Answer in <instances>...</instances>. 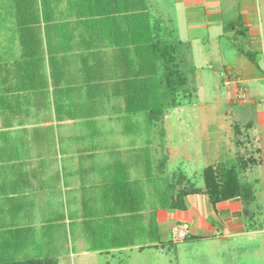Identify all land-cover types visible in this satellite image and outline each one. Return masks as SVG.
Returning <instances> with one entry per match:
<instances>
[{"label":"crops","instance_id":"0c3cea01","mask_svg":"<svg viewBox=\"0 0 264 264\" xmlns=\"http://www.w3.org/2000/svg\"><path fill=\"white\" fill-rule=\"evenodd\" d=\"M124 1L143 2L152 36L171 44L174 52L188 45L189 49L179 53L188 54L195 70L203 72L205 64L220 61L216 66L219 73L214 74L221 79L220 71L226 69L238 90L252 97L251 102L262 101L258 106L264 112V0H52L58 5L53 22H67V29H50L49 44L43 28L37 31L34 56L23 55L10 13L13 0H4L0 3V54H4L0 56V145L8 149L0 165L6 160L3 165L18 168L0 174V241H24L18 253L21 259L44 257L52 245L44 242V237L53 241L54 236L48 237L42 230L51 221L67 224L71 240H79L74 245L84 254L94 251L115 257L126 249L139 248L91 250L84 227L87 205H93V195H98L102 183L112 175L113 166L119 161L126 167L135 165V153L123 157L114 144H100L104 135L134 133L127 130V123L133 125V121L125 115L126 85L118 78L123 77V69L135 68V47L122 49L104 40L126 37L129 31L113 25L101 29L95 23L99 18L80 16L76 8L66 9L88 3L100 8L117 6ZM93 21L95 25H89ZM112 22L115 25L118 19ZM10 24L18 45L13 50H9L11 41H5ZM199 25L206 29L205 36L186 35L187 29ZM221 37L229 42H221ZM225 46L231 49V58L225 57ZM207 53H211V61ZM9 87L13 89L7 91ZM128 149L134 152L135 144ZM100 150L108 158H100ZM56 175L58 187L45 189L44 182ZM260 192L264 195L258 190V197ZM250 194L242 200L210 205L205 201L199 208L187 205L185 210H159L158 227L172 218L176 223L172 228L187 224L190 239L195 237L198 243H210L211 247L227 246L228 255L231 251L248 252L250 257L243 258L252 260L251 251L264 253V206L257 205ZM158 245L165 244L160 241ZM8 248L11 250V245ZM218 250L224 253L226 248Z\"/></svg>","mask_w":264,"mask_h":264},{"label":"rangeland","instance_id":"374dc122","mask_svg":"<svg viewBox=\"0 0 264 264\" xmlns=\"http://www.w3.org/2000/svg\"><path fill=\"white\" fill-rule=\"evenodd\" d=\"M3 2L4 0H0V3ZM11 18H15V15L11 14ZM8 28L6 30L11 32H8L9 38L5 41H11L8 43L11 46L9 50H13L14 46L18 45L14 41L12 24ZM205 30L199 25L196 29L190 31L187 29L186 35L190 36L194 33L205 36ZM183 40L187 42V37ZM220 41L228 43L229 39L221 37ZM179 47L177 49L180 50L175 52V56L186 77V84L176 92L175 104L165 108L163 113L150 123H146L142 114L134 113L132 117V113L126 112L127 119L133 121V128L136 124L140 131L135 133L134 130L133 134L116 132L108 138L104 135L100 144H114L115 149L123 157L135 153V150L133 152L132 149H128L132 142L139 149L147 148L153 162V175L166 176L175 192L186 189L188 191L186 204L193 208H199L200 205L202 207L205 201H208V205L211 204L205 193L203 169L208 165L215 166L219 161L223 165L234 163L241 182L251 188L250 195L254 194L256 198L254 202L264 206V203L262 205L264 195L260 192L261 196L258 197L257 194L258 190L264 191V112L258 106L262 101L251 102L252 97L244 94L242 89L238 90L233 84V78L229 77L231 73H227L226 69L220 71L222 76L221 79L218 78L219 71L216 66H220V61H213L208 65L204 63L203 72L201 69L191 70L188 67L193 66V61L189 59L188 54H180L185 49H189V46ZM224 51L227 52L225 57L231 58L229 54L231 49L225 46ZM210 54L207 53L209 61L212 58ZM213 71H216L217 75ZM116 128L117 130L121 128L119 122L116 123ZM7 149L6 145H0V158H5ZM103 153L104 151L100 150L98 156L101 155L100 158L103 159L108 158ZM5 162L6 160H2L0 174L10 172V168H18L3 165ZM127 167L132 179L137 177L145 179L144 168L140 163L132 166L129 164ZM56 177L57 175L52 180L44 182L45 189L58 187ZM146 191H151V187L147 185ZM175 224L172 218L163 220L159 224L160 241L165 245L157 248L149 246L126 249L125 253L110 257L94 251L84 254L82 248L74 245V242L79 240H71L72 233L70 234L69 226L54 224L51 221L42 231L48 237L54 236L53 241H46L44 237V242L48 244L51 242L52 245L45 250L44 257L36 259L47 264H264L262 251L261 253L251 251L252 260L245 261L243 257H250L245 251L243 254V251L241 253L231 251L228 255L227 246L212 245L211 247L210 243L202 245L195 240V237L173 239L172 227ZM78 237L83 239L81 234ZM56 239L58 241H55ZM239 241L242 239L239 238ZM222 248L223 250L226 248L224 253L218 250Z\"/></svg>","mask_w":264,"mask_h":264},{"label":"trees","instance_id":"16d2710c","mask_svg":"<svg viewBox=\"0 0 264 264\" xmlns=\"http://www.w3.org/2000/svg\"><path fill=\"white\" fill-rule=\"evenodd\" d=\"M57 8V2L52 0H13L10 13L15 15L14 24L20 34L24 56H34L33 43L37 31L43 28L49 44L50 29H67V22L61 25L58 21L53 22ZM74 8L79 10L80 16L99 18L93 23H97L101 29L113 25L130 32L122 38H104L118 48L135 47V68L123 69V77L118 78L123 79L126 85L125 112L142 114L146 123H150L165 108L175 104V94L186 84V77L179 67L173 46L152 36L143 2L136 5L134 1H124L117 6L112 4L101 8L93 3L66 7L68 10ZM117 19L118 23L114 25L112 21ZM188 68L194 70V66L189 65ZM11 88H7V91H11ZM127 125V130L140 131L136 124L135 128L130 122ZM137 163L144 168V180L141 177L132 179L128 167L119 161L113 166L109 179L102 183L98 195H93V205H87L84 227L91 250L131 245L139 248L158 247L157 212L187 208L188 191L182 189L175 192L166 176L153 175V162L147 148L142 150L135 147V165ZM203 178L205 193L212 204L235 198L242 200L247 193L250 194L248 185L239 179L234 163L223 165L219 161L215 166L208 165L203 169ZM147 185L151 187L149 192L146 191ZM187 236L188 232L185 238ZM23 244L24 241H0V264H47L28 256L21 259L18 253ZM8 245H11V250Z\"/></svg>","mask_w":264,"mask_h":264},{"label":"built area","instance_id":"2783aa9c","mask_svg":"<svg viewBox=\"0 0 264 264\" xmlns=\"http://www.w3.org/2000/svg\"><path fill=\"white\" fill-rule=\"evenodd\" d=\"M188 232L187 224L178 225L173 228V237L180 239L186 236Z\"/></svg>","mask_w":264,"mask_h":264}]
</instances>
